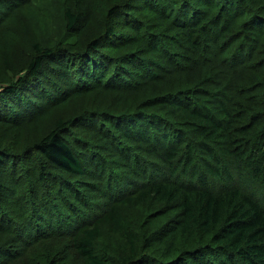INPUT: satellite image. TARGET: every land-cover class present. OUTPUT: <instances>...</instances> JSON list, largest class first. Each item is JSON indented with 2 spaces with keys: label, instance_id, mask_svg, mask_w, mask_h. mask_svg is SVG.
<instances>
[{
  "label": "trees",
  "instance_id": "1",
  "mask_svg": "<svg viewBox=\"0 0 264 264\" xmlns=\"http://www.w3.org/2000/svg\"><path fill=\"white\" fill-rule=\"evenodd\" d=\"M0 264H264V0H0Z\"/></svg>",
  "mask_w": 264,
  "mask_h": 264
},
{
  "label": "rangeland",
  "instance_id": "2",
  "mask_svg": "<svg viewBox=\"0 0 264 264\" xmlns=\"http://www.w3.org/2000/svg\"><path fill=\"white\" fill-rule=\"evenodd\" d=\"M43 11H44V10H43ZM36 17H37V16H34L35 20H36ZM38 21H40V22L42 21V22H43V21H44V18H43L42 16H40V18L38 19ZM43 25L46 26V23L43 22Z\"/></svg>",
  "mask_w": 264,
  "mask_h": 264
}]
</instances>
